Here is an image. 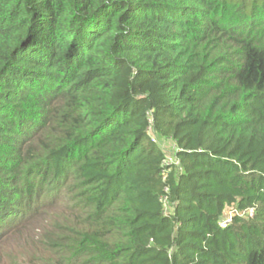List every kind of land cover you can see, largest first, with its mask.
<instances>
[{"label":"trees","instance_id":"1","mask_svg":"<svg viewBox=\"0 0 264 264\" xmlns=\"http://www.w3.org/2000/svg\"><path fill=\"white\" fill-rule=\"evenodd\" d=\"M0 264H264V0H0Z\"/></svg>","mask_w":264,"mask_h":264},{"label":"built area","instance_id":"2","mask_svg":"<svg viewBox=\"0 0 264 264\" xmlns=\"http://www.w3.org/2000/svg\"><path fill=\"white\" fill-rule=\"evenodd\" d=\"M166 165L169 163H167V160H166ZM168 194H169V189L167 188L165 190V195L161 198V201L164 203V204H167V201H168ZM245 214H248L250 217H253L254 216V210L253 209H250L248 210L247 212H245ZM235 215H242L240 214L239 212L237 211H230L226 217L224 219H222L221 223H220V226L222 228H227V226H229L231 223H232V220H233V217Z\"/></svg>","mask_w":264,"mask_h":264},{"label":"rangeland","instance_id":"3","mask_svg":"<svg viewBox=\"0 0 264 264\" xmlns=\"http://www.w3.org/2000/svg\"><path fill=\"white\" fill-rule=\"evenodd\" d=\"M165 148H166V156H167V163L169 164H173L174 161H175V146L173 144H171L170 142L169 143H166L164 144ZM167 209L170 211V212H173V208H171L170 206H167Z\"/></svg>","mask_w":264,"mask_h":264}]
</instances>
